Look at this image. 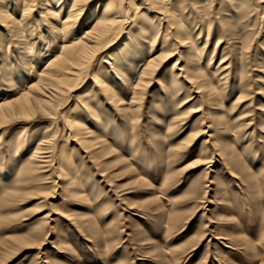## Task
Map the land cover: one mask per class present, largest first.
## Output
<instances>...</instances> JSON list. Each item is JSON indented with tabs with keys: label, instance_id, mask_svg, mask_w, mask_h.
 <instances>
[{
	"label": "rangeland",
	"instance_id": "1",
	"mask_svg": "<svg viewBox=\"0 0 264 264\" xmlns=\"http://www.w3.org/2000/svg\"><path fill=\"white\" fill-rule=\"evenodd\" d=\"M107 1L83 12L77 36ZM121 2L112 46L75 89L48 113L0 125V264L5 254L2 264H264V0ZM41 4L29 40L0 27V101L34 83L59 51ZM153 38L166 60L133 119L102 82L127 101ZM196 68L202 93L182 76L172 84L181 69ZM70 119L94 146L76 139ZM47 134L48 167L26 183L21 170ZM24 237L32 245L16 247Z\"/></svg>",
	"mask_w": 264,
	"mask_h": 264
},
{
	"label": "bare ground",
	"instance_id": "2",
	"mask_svg": "<svg viewBox=\"0 0 264 264\" xmlns=\"http://www.w3.org/2000/svg\"><path fill=\"white\" fill-rule=\"evenodd\" d=\"M103 1L41 0V5H44L46 12L50 17H53L54 22H50V27L54 29L59 37V51L48 58L34 83L29 85L16 97L0 101V125L19 114L28 116L36 110L48 113L53 101L61 100L63 96H66L67 93L75 89L76 77L88 70L94 57L112 46L114 34H116L119 25L125 19L124 10L120 7L121 0H108L104 2L102 10L94 13L95 17H92L93 21L89 27L81 35H76V27L83 12L88 7L95 5V3L98 6ZM35 2L36 0H0V27L11 33L13 37H17L19 34H23L24 36L25 32H27L26 28L30 25L31 13L35 11ZM137 24L141 30H145L141 25V21L137 22ZM25 36L28 40L31 38L30 34H26ZM186 40L189 41L186 42ZM180 41L188 44V47H194V39L192 37L184 35ZM165 49L163 45L159 47L156 39L153 38L149 41L147 60L142 64L140 71L138 70L137 79L132 83V96L127 101H123L122 98L118 97L110 85L102 82L103 91L120 112H124L133 119L138 116L145 90L149 86L152 77L157 74L160 62L166 60V57H163L162 54ZM194 50L195 56L200 53V49L196 46ZM211 63L212 59L208 65ZM198 71H200L199 68H196L193 73H190V70L184 71L181 69L180 73L174 74L172 84L176 85L178 79L182 76L192 88L197 89L196 93L200 94L204 91V87L200 83V77L202 76ZM245 97V92L243 91V94L236 98L235 103L244 102ZM68 126L81 144L94 146V143L87 140L90 136V131H88L83 123L76 119H70ZM52 136L53 134H47L37 143L34 152L28 159L27 166L21 170V177L27 180L26 183H31L36 173L44 172L48 167L46 163L50 162L51 155L53 154L52 142L54 136ZM194 139L195 135H190L185 140V145L190 146ZM199 163L200 160L197 159L192 164ZM189 165L184 167V169H188ZM43 193L44 198L46 196L49 197L48 192ZM15 242H17L16 247H18L23 244L32 245L34 240L24 237L16 238ZM5 255L6 257L2 260L1 264L9 256V254Z\"/></svg>",
	"mask_w": 264,
	"mask_h": 264
}]
</instances>
